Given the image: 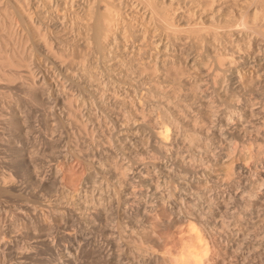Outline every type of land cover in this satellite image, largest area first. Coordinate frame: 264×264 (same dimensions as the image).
I'll return each instance as SVG.
<instances>
[{"label": "rangeland", "instance_id": "374dc122", "mask_svg": "<svg viewBox=\"0 0 264 264\" xmlns=\"http://www.w3.org/2000/svg\"><path fill=\"white\" fill-rule=\"evenodd\" d=\"M6 1L1 0V2ZM225 1L232 3V0ZM15 11L17 13L18 9ZM27 11L35 12L28 8ZM19 13L21 14L22 11L16 14L19 19L18 17L15 19L17 21L15 27L20 28L18 39L24 30L31 32L27 25L23 26L26 19L23 20L25 16L22 13L21 18ZM66 16L69 20L74 19V22L78 18V21L84 19L83 15L74 11L67 12ZM226 23L222 21L217 25H208L201 29L198 27L201 30L198 32H196L198 25L195 24H192L193 27L185 25L181 28L188 32H182L178 28L176 32L178 36L180 34L182 36V38L179 36L182 41L180 49L182 53L179 50L178 56L172 52L167 57L177 60L176 67L169 64L168 68L163 60L159 61L160 64L139 62L134 64L133 73L135 71L136 73L133 75L136 77L138 73L139 76L141 66H146L142 73L144 80L148 82V85L158 80L155 84H159L165 93L169 91L168 94L179 89L182 90L181 92L191 90L189 88L191 86L181 83L182 77L189 75L193 81L198 78L196 82H200V86L204 84L200 87L201 91L203 87L204 93L211 94H208V100L210 99L209 101L213 103L216 113L226 111L228 101L225 97L224 101L219 92L220 86L222 87L219 74L215 72L211 78L214 82H210L211 79L208 80L209 82L205 81L204 77L199 79L194 73L196 61H190L191 58L205 56L203 55L205 52L200 53L198 48L201 51L204 50L201 46H204L209 32H217L221 37L220 40H224L230 28L231 31L233 29L234 34L240 33L243 34L244 39L247 38L246 41L239 39L241 42H237L241 47L244 43L242 47H245L244 49L251 46L248 43L249 37L260 36L263 39V46L261 45L257 52L264 53V24L255 29L252 20L247 24L241 22L237 24L235 21L237 25L234 24L233 28V23L230 28H228L229 23ZM159 26L165 28L164 24ZM80 29L77 26L76 31L80 32ZM164 31L171 33L173 30L167 26ZM79 32L77 33L81 34ZM65 37L67 35L62 37L63 40L61 39L60 43L62 46L60 52H63V55L56 59L66 66L68 63L67 68H71V74L63 71L60 66H57L59 63H56L54 58H49L45 54L40 56L35 54L32 58L35 62L30 66L31 68L26 64L20 67L11 65L3 67L6 73L18 72L17 79L13 80L9 77L7 79V75L1 76L4 74L0 72V264H152L151 250L165 256H170L171 251L178 256L181 252L179 249L183 245L190 244L191 239L195 243L196 238H193L198 228H201L200 234H203L205 239H209V243L211 238L220 237L232 246V251H225L224 255L221 252L220 255L217 254L219 250L216 247H210L208 251L210 260H206L209 264H222V261L226 264H241V257H250L247 259L250 264H264V198L257 203L259 198L257 195L264 196V179L260 175V171L264 169V162L259 161L256 156L253 157V154L250 155L249 144L233 140L229 148H226L228 147L226 139L216 140L201 135H195L194 139H190V136L194 134L188 127H184L182 130L186 140L185 145L175 142L171 145V147L175 145V148H169L170 154L168 153L167 157L161 156L157 148V150L151 147L148 149V136L155 129L150 126L151 116L154 114L155 119L159 120L162 117L160 109L153 106L154 108L151 107L145 113H141L139 121H136L129 106L118 103L116 107L121 108L123 113L121 117L127 118L131 123L135 122L134 126L124 127V123L115 117L117 115L113 107H111L112 110H105L99 106V103L95 105L93 96L86 95L76 81L75 83L70 80L74 73H82L83 62L79 60V54H82L80 49L85 46L81 42L76 44L79 46H76L73 42L71 43L69 37ZM31 40L33 44L35 39ZM65 45L69 46L65 47ZM17 47L18 53L20 52L18 56L23 58V47L20 43ZM77 47L80 48L79 54ZM68 50L77 52L69 54L70 56L65 55L64 51ZM206 56L204 58H210ZM154 70L159 71V76ZM262 70L256 73L259 78L264 77V69ZM165 73L172 74L174 80L172 78L171 81L160 84L158 78ZM69 74L71 76H68ZM215 78L218 80H214ZM29 83L40 86V97L31 96L26 89L14 87ZM10 85L15 89L13 90ZM102 86L105 87V91L109 90L105 97L110 98V102L113 103L115 95L112 94L115 92L116 84L107 83ZM143 90L140 89L134 97L139 107L145 105L143 99L145 91L144 94L141 93ZM58 92L73 97V100L69 103L65 102L67 104L60 102L56 99ZM118 93L121 97L125 96L121 92ZM165 93L158 92L157 95L164 96ZM248 94L252 105L264 107L263 86L257 84L248 88L246 95ZM157 95L153 97H160ZM239 98L240 96L236 95V99L239 100ZM186 100L188 99L180 101V106L185 108L187 104V107L195 113L193 110L195 102L189 101L193 99L189 98V103ZM151 111L154 112L152 115L149 114ZM200 119L199 117V122L205 124ZM129 139L135 143L134 148L128 145ZM227 149H230V152L235 150L236 153L232 152V155L236 156V162H242L244 169L248 167L246 168L249 172L248 178L239 177L237 174L229 176L220 165L221 162L210 166V174L204 170L209 165L205 154L211 151L218 153L219 157L226 158L228 157L226 152H229ZM240 149H243L242 155L239 152ZM246 150L250 154L246 153ZM243 154L244 157L248 154V158L251 159H242ZM181 159L184 160L185 165ZM189 163L200 168H193L194 165L190 167ZM248 165H251L252 170ZM6 173L14 177L11 180L10 178L13 177L9 175L7 183L3 182V175ZM162 194L165 195L164 203L160 202ZM172 194L175 196L173 197ZM222 199L224 202L220 201ZM156 202L160 204L145 221L143 207L157 205ZM189 204L193 205L192 210L206 211L208 219L203 222L205 225L203 228L198 219L190 218L191 221H195L191 223L189 218H179V212H183L182 209L187 208ZM149 222L154 224L161 235L159 239L144 230V226ZM195 223L199 226L196 224L197 227H194ZM206 261L205 264H208Z\"/></svg>", "mask_w": 264, "mask_h": 264}, {"label": "bare ground", "instance_id": "6f19581e", "mask_svg": "<svg viewBox=\"0 0 264 264\" xmlns=\"http://www.w3.org/2000/svg\"><path fill=\"white\" fill-rule=\"evenodd\" d=\"M27 8L29 10L33 9L35 12L29 13L27 11ZM16 9H18L17 13L15 11ZM21 11L23 13L21 14L25 16L23 20L26 19V23L24 21L23 24L25 23V25L23 26L27 25L29 27L28 30H30L31 32L30 33L25 32L26 30H24V32L21 33V36H19L20 37L19 40L18 35L20 34L19 31L20 28L18 29L15 27L16 26L15 24L17 22L15 19L16 17H18L16 16V14L18 15V12ZM69 11L72 12L74 11L77 14L83 15L84 19H82L81 17L82 20L80 19L81 21H78L79 20L78 18V20H76L78 22L75 21L76 23L73 21L74 19L71 20L67 19L66 13ZM21 14L19 13V15ZM22 15L20 16L21 18ZM74 17L76 18V16ZM77 17L79 16L77 15ZM251 20L254 23L255 27L253 28L255 29L258 26L264 24V0H255V1L232 0V3L225 0H7L6 2H1L0 0V72L2 71L4 74L1 76L7 75V79L8 77L13 80L17 79L19 77L17 74L18 72L6 73L3 71L4 70L3 67L4 66L6 67V65L20 67V65L22 64L29 65L30 67L32 66L33 62H35L32 59L35 54L39 56L41 54H45L49 58H54L56 63H59L58 61L59 59L57 60L56 58H60L63 55V52L62 53L60 52L61 50L60 47L62 48V46H60L61 39L64 35H67V37H69V39L71 40V43L73 42L74 45L81 42L87 48L85 50L83 49L85 47H83L82 49L77 47V51L78 49H80L82 54L84 52L83 55L81 54L82 56L79 54L80 51L78 52L76 50L75 51L73 50L74 52L70 50L64 51L65 55H69V54L71 55L77 52L79 54V60L83 62V66L81 67L82 73H78V72H77L78 74L74 73L73 77H71L72 79L70 78V80L74 82L76 81L77 83L76 82L75 83L80 85L81 88H83V90L86 92V95L88 94L92 95L95 105L96 103H99L100 104L99 106H101L105 110L107 109L112 110L111 107H113L114 109L113 111L116 112L115 114L117 115L115 117H117L119 121L121 120L120 122L124 123L123 124L124 127L134 126L135 122L131 123L127 118L121 117V115L123 114L122 109L116 107L118 103L127 104L129 106L130 112L134 114L135 116L134 118L136 119V121H139L141 117V113H145L147 109L153 106H156L157 108L160 109L162 117L159 120L155 119V117L153 116L154 114L152 115V113H154L153 111L149 113L152 115L150 126L152 129L153 127H155V129L154 130L150 129L152 130V133L149 134L148 136V141H149V144L147 146L148 149L149 147L153 149L157 148L161 156L167 157V155L170 154L168 150H170L169 148L171 147L172 144H174L175 142H177V144L178 143L184 144L186 140L185 137L183 136L182 129L184 127H188L194 134L190 136V139H194L195 135H201L206 138L208 137L214 138L216 140L226 139L228 142V147L226 148H229V145H231L233 140H236L235 142H237V140L243 141L249 144L248 150L250 151L251 154L247 152V150L246 153H249L250 155L253 154V157L256 156L259 159V161L264 162V107L259 108L258 106L252 105L251 104L252 100L250 99L251 97H249L250 95L249 94L246 95L247 89L254 85L259 84L260 86L264 87V77L259 78L257 76L258 74L256 75V73L264 69V53L257 52V49L258 48L260 49L261 45L263 46L262 44L263 39L260 36H252L251 34L252 37L248 38L249 41L248 43H250L251 46L249 48L244 49L245 47L242 48L244 46V43H242L243 46L241 47L237 42H241V40L239 39H243L244 41H246L247 38L244 39L243 34L242 35L240 33L234 34L232 32L233 29L232 31L230 30L231 29L230 27L232 25L231 23H233L232 25L233 28L234 24H236L235 21L237 22V24H241V23L247 24V22ZM222 21L224 23L226 22L229 23L228 28L230 29L228 31L227 36L225 35L226 38H224V40H220L221 39L220 35L214 31L213 32L211 31L212 33L209 32L210 34L207 35V37L204 36L205 34H203L204 38L206 37L205 38L206 42L204 46H201L204 48V50L201 51V49L199 50L198 48V51L200 53L205 52L203 54L205 56L201 55L202 58L201 57L191 58L190 57L192 55L191 54L189 55V57L191 58L190 61H196L194 64L196 66L195 69L196 72L194 73H196V76L199 77V79L200 77L202 78L204 77L206 79L205 81H208L211 78H213L215 72L219 74V78H220L219 80L222 83V87L220 86L221 91L219 92H221L223 100L225 97L226 101H228L226 103L228 104L227 105L228 107L226 106L227 107L226 111H224L225 109L224 107H222L223 108L222 111L224 112L216 113V110L213 107V103L209 101L210 99L208 100L209 98L208 94L210 93L208 94L206 92L204 93L203 87L201 91L200 87L204 86V84L200 86V82H196L198 78L195 81H193L191 78H189V75L188 77L185 78L182 77L181 83L183 85L191 86L189 87L191 88V90L189 92L187 91L181 92L182 90L180 91L179 88L178 91L175 90L176 88H173L175 91H173L172 94H168L169 91L168 93L167 92L165 93L159 84H155L158 83L157 82L158 80L154 81V83H151L149 85L148 82L144 80V77H142L143 76L142 73L145 70L146 66H141V68L139 69L140 75L138 76L137 73L138 78L137 76L136 77L134 76L135 75L134 73H136V71L133 73L135 69L134 64L139 62L159 63V61L161 62V60H163L165 65H168V68H169V64H172V67H176L177 60L175 61L167 57L170 54H172V52L174 55H176L178 51L182 48V41L179 37L181 36V34L178 36V33L176 32L178 28L181 29L185 25H189V27H191L192 24H195L198 25L197 29L198 27L201 29L204 28L205 26L208 27V25L211 26L213 24L217 25L219 23H222ZM159 24L160 25L164 24L165 28H162L163 26L160 27ZM77 26L81 28L80 32L76 31ZM167 26L168 28H171V30H173L171 33L166 32L169 29L164 31L167 28ZM189 27L187 28L189 29ZM197 29L196 32L201 31ZM183 30L182 32L186 31V29L184 31ZM77 32L81 34H78ZM186 32H188V30ZM193 33H195V31H193ZM31 39L33 40L35 39L34 41L35 45H33L34 42L32 44ZM18 43H20V46H22L24 49L23 58H21L22 56L19 57L20 52L18 53V49H19L18 48L19 46L17 47ZM68 46L65 45V47ZM74 49H76L75 46ZM78 54L76 55L77 58H78ZM206 55H208L210 58H204L207 57ZM258 56H260V58H257ZM187 62L189 63V61ZM61 63H59L57 66L58 67L60 66L63 71L65 70L66 72L69 73L71 68L70 69L67 68L68 63L67 66L64 63L62 64ZM169 71L171 72V70ZM182 71H184V69ZM158 72H156L157 75ZM183 73L184 72H182V74ZM70 74L68 76H71ZM171 75L169 73H165L164 75H161L160 78H158L160 80L159 83L161 84L163 82L171 81L172 78L174 80V77H172ZM50 77L51 76H49V78ZM216 79L217 78H215L214 80ZM210 82H214V81L211 79ZM51 83L53 82L51 81ZM107 83L116 84L117 89L115 88V92H113L114 94H112L115 95L113 103L110 102L111 100L110 98L109 100L105 97L106 94L109 92V90L107 89L108 92L107 90L105 91V87L102 86V84L105 85ZM216 83L218 85V82ZM221 83L219 82V84ZM248 85L251 86L248 87ZM10 86L12 87V85ZM14 87L24 90L26 89L28 90V93L31 94V96H35L36 98L40 97L41 88L40 86H36V84L29 83V84H22L19 87H17L16 85ZM14 87H12L13 90L15 89ZM140 89L142 90L144 89L143 92H141L143 94L145 91L143 98L145 101L144 103L145 105L141 107L137 106L134 100L135 94L139 93L138 91ZM118 92L123 93L125 96L121 97ZM156 92L157 93L159 92L160 94L165 93V95L160 96L158 94L160 97L154 98L153 96H155V94L157 95ZM56 94H57L56 99L59 100L60 102H63L64 104H67L65 103L67 101L69 103L73 100V97H70L63 92L62 93L58 92ZM140 94L138 95L141 96ZM169 95H171L174 99L171 98V96ZM236 95L240 96L239 100L236 99ZM189 98L193 100H189ZM185 99L195 102L194 109L192 107L195 113H193V111L187 107V104L185 108L184 107L182 108L180 106V101L182 100L184 101ZM188 100H186V102ZM193 102L191 103L193 104ZM140 103L143 104L142 102ZM182 106H184V104H182ZM198 116L205 122V124L203 123L201 124V122H199ZM136 126L137 125L135 124V127ZM131 139H129L128 145H130L131 148L132 147L134 148L135 146L133 144L135 143H133ZM245 147H247V145H245ZM249 147L251 150L249 149ZM173 148H175V145L174 147H171V149ZM232 148L235 147L232 146ZM242 150L239 151L241 152V155L243 152ZM228 151H229L228 153L225 151L226 154H228L227 155L228 157L226 158L225 157L222 158L221 156L219 157L218 153L217 155L216 153L211 151L208 152V154H205L207 155L206 158L208 160L209 165L205 169L204 168L203 169L210 174L211 173L210 166L213 165V163L219 164L221 162L220 165L229 176L231 175L234 176L235 174H237L239 177L248 178L249 172L246 170V168L248 167L244 169L242 162L239 161L241 164L238 161L236 162V156L234 157L232 155V152L236 153L235 150L230 152L229 149ZM244 156L245 155L243 154L242 156L243 158L242 157L241 158L246 160L249 155L247 154L246 157ZM239 157L238 159H240ZM181 162L185 165L183 159H181ZM262 163L260 164L262 165ZM162 164L164 165L163 162ZM193 165L194 164H191L190 167H192ZM194 166L193 168H196V166L195 167ZM198 168L200 167L198 166L196 169ZM250 168H251L250 170H252V167ZM9 175L8 173L3 175V182L5 183L8 182ZM260 175L264 179V169L260 171ZM10 179L12 180L14 179V177ZM201 180L202 179H200V181ZM164 196L165 195L163 194L161 195L160 202L162 203L165 202ZM257 196L259 197L257 203H260L261 201L260 199L261 198L263 199L264 196L263 195L260 196L257 195ZM174 200H176V198ZM220 201L224 202L223 199ZM159 204L160 203H157V205L151 207H149L150 205L143 207L144 208L143 216L145 218V221H147V218L149 217L150 213L155 211L157 208L156 206H158ZM192 208L193 205L189 204L187 208L185 207L186 209V210L184 209L185 211L182 209L183 212L181 213L179 212V218H183V219L189 218L190 221H191L190 218L194 220L198 219L199 223H201L203 228V226H205L203 222L205 221V219H208L206 218L207 217V215L205 214L206 211H204V209L202 210L196 209L197 210L196 211L194 209L192 210ZM194 222L195 221H191V223ZM196 224L197 223L194 224V227L196 226ZM144 230L149 232L152 236L154 235L156 238L158 237V239L161 237L154 224H151L150 222L144 226ZM200 230L201 228L200 229L198 228V230L196 229L197 231L195 232L196 234L193 232L196 236V237L194 236L193 239L195 238L197 239V240L195 239V243L191 239L192 243L190 242V244L186 243L185 245H183V247L180 248L181 250L179 249V251L181 252L178 251L179 252L178 256L177 255L175 256L171 251L169 252L170 256H165L158 253V251L154 252V250H151L150 258L152 264H159L162 262L167 264H205V261L207 259L208 261L210 260L209 259L210 252L208 253V251H210L211 249L210 247L212 248L216 247V249L219 250V253H217L219 255L220 252L224 255L225 251L228 250L232 251V246H230L228 242L226 241L224 242L220 237L211 238L209 236L211 238L209 243L208 242L209 239L208 240L205 239L206 237L203 234L202 235L200 234ZM248 258L250 259V257L247 258L241 257L240 260L241 264H250V261L247 260ZM222 264H226V263L222 261Z\"/></svg>", "mask_w": 264, "mask_h": 264}]
</instances>
